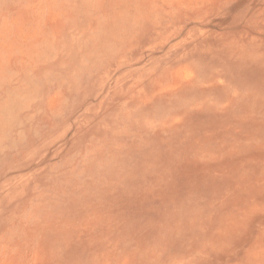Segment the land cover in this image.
<instances>
[{"label": "rangeland", "instance_id": "rangeland-1", "mask_svg": "<svg viewBox=\"0 0 264 264\" xmlns=\"http://www.w3.org/2000/svg\"><path fill=\"white\" fill-rule=\"evenodd\" d=\"M0 264H264V0H0Z\"/></svg>", "mask_w": 264, "mask_h": 264}]
</instances>
